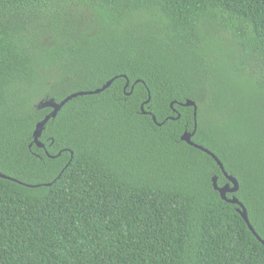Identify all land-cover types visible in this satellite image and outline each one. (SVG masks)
Returning <instances> with one entry per match:
<instances>
[{"label":"trees","instance_id":"16d2710c","mask_svg":"<svg viewBox=\"0 0 264 264\" xmlns=\"http://www.w3.org/2000/svg\"><path fill=\"white\" fill-rule=\"evenodd\" d=\"M0 264H264V0H0Z\"/></svg>","mask_w":264,"mask_h":264},{"label":"water","instance_id":"95a60500","mask_svg":"<svg viewBox=\"0 0 264 264\" xmlns=\"http://www.w3.org/2000/svg\"><path fill=\"white\" fill-rule=\"evenodd\" d=\"M112 82V80L108 81L105 85H103L100 89H97L95 91H92V92H82V93H78V94H73L71 96H68L67 98H65L63 101H61L60 103H55L54 101L50 100L48 102H46L44 105L51 108L52 111L42 120L40 121L39 123H37L35 125V129L33 131V138H34V143L38 146V147H41L40 143H38L37 139L40 137L41 135V132L45 126V124L47 123V121L49 119H52L56 116L57 112L62 108V106L64 104H66L69 100H71L72 98H75L76 96H83V95H92V94H97V93H100L102 92L103 90H105L109 85L110 83ZM128 85V83H126V86ZM185 106L188 107H192L193 108V117H194V120H195V117H196V105L194 102L192 101H189L187 100L185 102ZM179 117V116H178ZM154 120V118H152ZM195 130H196V126H195V123H194V129L191 133L189 132H184L183 135L181 136V141L185 142L186 144H188L189 146L195 148V149H198L204 153H206L207 155H209L215 162L216 164L218 165L219 169L221 170V172L223 173V176L226 178V180L228 181V183H226L223 187L221 188H218L217 185H216V181H217V178L216 177H213L212 178V185H213V188L214 190H216L220 196V198L222 200H224L225 202L227 203H230V204H234V205H237L238 206V209H237V212L238 214L240 215V217L243 219V221L245 222L246 226L248 227V229L254 234V236L259 240L261 241L257 236L256 234L253 232L252 230V227L249 225V222H248V219H247V213H246V210L245 208L242 206L241 203L238 202V200L236 198H231V199H227L226 198V194L227 193H234L237 191V182L234 178L226 175V173L223 171V168H222V165L221 163L219 162V160L212 154L210 153L209 151H207L206 149L202 148L201 146H198L196 144H194L193 142H191V138L192 136L194 135L195 133ZM262 242V241H261ZM263 243V242H262Z\"/></svg>","mask_w":264,"mask_h":264}]
</instances>
